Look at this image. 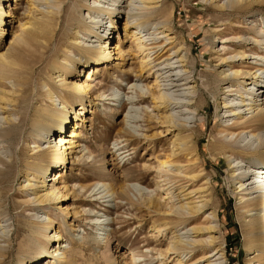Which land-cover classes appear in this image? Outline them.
<instances>
[{"label":"rangeland","instance_id":"374dc122","mask_svg":"<svg viewBox=\"0 0 264 264\" xmlns=\"http://www.w3.org/2000/svg\"><path fill=\"white\" fill-rule=\"evenodd\" d=\"M30 1H2L5 12L1 26L4 32L0 52L5 51L11 37L18 34L21 23L35 14ZM81 3V0H72L66 8L61 9L54 31L56 39L50 44V51L53 48L64 52L68 50L70 56L75 59L80 54L75 47L70 46V36L75 30L82 33L79 22L87 9L81 6ZM162 3L169 12L171 11L168 25L172 28L170 32L173 42L167 43L169 40L158 38L155 39V44L162 43L160 48L163 49L158 50H161L159 55L164 56L177 46H180L181 53L186 54L185 67L189 71L188 75L195 80V103L198 102V108L195 117L193 115L185 126L192 129L193 135L199 140V154L194 163L203 164L204 172L201 181L196 184L202 183L203 176L209 178L210 201L203 211L199 212V217L194 222L191 218L178 221L181 219L180 215L173 211L176 199L167 197L165 188L173 181L175 188L182 184L184 189H190L192 184L188 180L186 182L187 178L182 173H167L162 171L161 167L158 169V162L166 156L169 155L170 159L177 156L170 155L172 129L164 121V109L154 104L149 96L153 89V74L146 68L139 74L141 55L135 48L131 32L123 28L125 15L120 14L114 18V28L111 29L107 42L111 56L88 61L81 55V64H77L73 72L67 75L66 82H86L88 87L87 92L82 94L85 107L82 115L80 113L75 116L74 113L81 108V100L77 98V94L68 97L73 103V108L69 109L70 123L62 133L64 145L53 146L59 133L52 134L50 138L49 145L52 149L57 152L65 149V160L50 166L43 180L44 186L40 189L44 187L47 191L53 185L57 199L47 201L42 208L36 207L29 200L32 197L30 191L20 187L25 171L24 163L33 160L34 153L28 146H32L34 138L23 136L12 145L5 142L3 145H8V148L0 150L2 158L16 163L10 172L0 174V219H6L4 223L12 233L6 244L4 241L0 243L8 249L0 258V264H17L18 244L21 242L35 244L37 249L43 244L48 247L52 245L47 257L25 255V264H38L51 255L58 256L61 250L64 251L66 259L71 260L66 264H174L177 256L167 248L171 233L189 234L186 230L195 223H216L211 234L217 236L215 244L222 247L226 264H255L256 259L243 246L242 231L249 230L251 224L258 221L262 214V211H259L261 206L257 201L251 200L243 206L238 198L244 192H252L246 195V198L258 197L264 188L238 191V178L230 176L228 159L224 155L226 153L230 154V157H237V141L221 152L216 148L218 140L223 141L225 138L218 132L226 118L221 101L225 94V85L231 83L229 78L220 79L218 72L227 68L228 63L232 68L242 70L251 68L252 71L256 67H264V59L248 58L253 56L251 50L264 55L261 47L251 49L250 43H241L247 53L246 59H219L221 56L234 54L241 47L236 38L238 34H252L248 27L251 20L254 19L252 23L256 25L264 26L261 22L264 20V2L243 7L238 12L231 11L228 16L217 14L213 4L205 0H162ZM41 7L45 9L44 5ZM77 10L82 12V16ZM157 19L161 21V18L156 17L154 21ZM234 24H239L240 27ZM59 36L61 38L58 40ZM118 37L119 48L115 49ZM86 39L87 44H91L89 40H95L94 37ZM222 39L225 41L221 42ZM49 53L32 74L27 75L30 77L26 107L29 112L28 121L34 108L48 103L44 92L46 86H54L60 94L67 91L56 81L58 77L55 78L56 74L53 73L56 70L49 67L53 58ZM172 55L173 53L170 56ZM62 56L58 55V58ZM87 75L89 77H86ZM6 85H9L8 80ZM140 87L147 90L141 100ZM259 95L258 103L264 99V93ZM233 97H236L234 101L237 102V94L229 96ZM130 98H138L133 101L136 104H131ZM55 102H59L57 97ZM15 108L13 118L18 120L21 107L17 104ZM175 110L174 117L179 120L182 116L178 109ZM74 124L77 128L73 127ZM36 140L42 143V146L45 145V139ZM239 143L245 142L240 140ZM246 150L249 152L242 154L244 161L255 157V153L250 152L252 148L247 147ZM257 151L264 152V147H259ZM189 157L190 155L180 156L181 164L190 167L193 162H186ZM166 173L171 182L165 185L162 178ZM259 175L264 178V174ZM253 180L261 178L254 177ZM256 184L257 182L253 185ZM109 188L114 192H109ZM177 191L178 188L175 189V192ZM155 192L160 194L162 199H159ZM210 211L216 213V220L207 218L206 215ZM46 214L51 217L49 235L56 230L59 237L46 239L39 236V242H35L36 234L31 235L30 230L35 227L34 221L39 220L40 223L37 216L41 215L45 221ZM99 215L101 229L92 223ZM166 222L168 223L165 224ZM58 242L64 246L62 249L57 248ZM53 249L56 251L50 252ZM189 258V254L183 257L186 264L193 261Z\"/></svg>","mask_w":264,"mask_h":264},{"label":"bare ground","instance_id":"6f19581e","mask_svg":"<svg viewBox=\"0 0 264 264\" xmlns=\"http://www.w3.org/2000/svg\"><path fill=\"white\" fill-rule=\"evenodd\" d=\"M2 1L5 0H0V42L2 41L4 32L1 26L5 12L1 5ZM71 1L31 0L30 6L32 5L33 10L36 11L35 14L32 17H27L21 23L18 34L12 36L6 50L0 52V150L8 148V145H3L5 142L12 145V143L23 136L34 138L32 146H28L29 150L34 153L33 160H27L24 163L25 171L23 173V180L20 182V187L24 188L25 191H30L29 194L32 197L29 200L36 207L42 208L47 201L57 199L58 195H56L57 192H55L53 185L47 191L44 187L40 189L41 186H44L43 180L50 166L56 162L62 163L65 160V149H62L60 152L52 149L49 145L50 138L52 134L57 132L59 134L55 137L56 142H54L53 146L64 145L62 133H64L66 125L70 123L68 122V114L69 109L73 108V103L68 100V97L77 94V98L81 100V108L74 113L75 116H79L80 113L82 115V110L85 109L82 94L87 92L88 87L86 82H66L67 75L73 72L77 64H81V55L84 58L86 57L88 61H97L111 56L110 51H108L107 42L111 29L114 28V18L120 16V14H124L123 28L125 31L131 32L135 48L141 55L138 68L139 74L143 68L149 69L153 74V89L149 92V96L154 104L164 109V121L172 129L170 133H172L173 138L169 142L171 144L170 155L175 154L177 156L171 159L169 155L166 156L164 160L158 162V169L161 167L162 171H167V173L168 171L182 173L187 178L186 182L188 180L192 184V188L190 189H184L185 186L179 184L176 187L178 191L175 192L176 188L173 186L175 182L168 180L169 175L166 173L168 176L165 175L162 180H164L165 185L169 182L171 184L165 188V193L168 195L167 197L176 199L173 211L180 215L181 219H178V221L191 218L194 222L198 219L199 212L203 211V208L210 201L211 193L209 191L211 189H208L210 180L206 176L202 177V183L196 184L197 181H201V175L204 172L203 164L194 163L199 154V140L197 136L193 135L194 131L185 126L186 122L191 121L193 115L195 117L198 108V102L195 103V100H197L195 80L188 75L189 71L185 67L187 64L186 54L185 52L181 53L180 46H177L164 56L159 55L161 50H158L162 48H160L162 43L155 44V39L158 38L169 40L167 43L172 44L173 42L171 40L173 38L172 32H170L172 28L168 25L171 11L167 10L162 0H81L83 1L81 6L87 9L85 16H82V12L77 10V13L82 16V21L79 22V28L82 33L80 34L78 30H75L70 36V46L75 47L80 53L75 59L70 56L68 50L64 52L53 48L50 51V44L56 39L54 31L57 20L60 18L59 13ZM205 1L211 2L210 4H213L216 13L221 16L226 14L228 16L231 14V11L238 12L243 7L246 8L250 5L264 2V0ZM43 5L45 9L40 8ZM155 17L161 18V21H158V19L154 21ZM253 20L248 23L252 34H238L236 36L237 41H239L240 46L241 43H250L252 45L251 47L249 46L251 49L261 47L264 50V26L252 23ZM261 22L264 25V20ZM234 25L240 27L239 24ZM83 36L86 38L94 37L95 40H89L91 44H87V39L82 38ZM60 38L59 36L57 39L59 40ZM222 41L225 40L222 39ZM118 44L119 37L115 43V49L119 48ZM48 52H50L49 55L53 56L49 62V67L52 70H56L53 72L56 74L54 77H58L56 81H59L60 85L67 89V91L60 94L56 92L54 86L49 87L44 84L46 86L44 92L48 103L34 108L30 114V121H28L29 112L26 107L28 105L30 77L27 75H31L33 70L44 61ZM172 53L173 55L170 56ZM251 54L253 56H248V58L264 59V55L256 50H251ZM58 55L63 56L58 58ZM246 56L247 53L241 46L234 54L228 57L221 56L219 59L223 61L237 57L236 60L242 61L246 59ZM226 66L227 68H222L218 72L220 79L229 78L228 81L231 82L225 85V94L221 101V107L226 112V118L223 120V126L218 132L225 138L223 141L218 140L216 148L221 152L222 149L236 144L235 142L237 141V150L235 151L237 157H230V154L226 153L224 155L228 159L230 176H237L238 178L236 181L238 183V191L264 188V186L262 187L264 178L259 175L264 174V152L257 151L259 147H264V99L260 103L257 102L260 96L259 93L261 95L264 93V67H256L251 71V68L245 70L232 68L229 63ZM86 77L89 76L87 75ZM190 77L193 80H190ZM7 80L9 85H6ZM139 91L141 92L139 100H141L143 93L147 90L144 87H140ZM232 92L237 94V102L234 101L236 97L229 98L230 95H234ZM55 97L58 98L59 104H56ZM134 100H138V98H130V103L136 104L133 102ZM17 104L21 107V111H19V119L15 120L13 115L15 114L14 111ZM175 109H178L177 111L182 116L179 120L174 117L173 112L176 111ZM248 114H250L249 120L247 119ZM190 115L192 117H189ZM192 122L195 121L192 120ZM73 127L77 128L75 124ZM39 138L45 139L43 142L45 143L44 146L36 140ZM240 140L245 143L238 144ZM247 147L249 149L252 148L250 152L255 153V157L244 161L242 154L248 151L246 150ZM187 155H190V157L186 159V162H193L190 167L181 164L180 161V156L185 157ZM15 164L12 160L8 162L0 156V174L6 171L10 172ZM254 177L261 178V180L254 181ZM256 182L257 184L253 185ZM110 190L112 188L108 189L109 192H111ZM250 193L252 192L241 194L238 198L239 202L243 203V206H246L250 200L257 201L256 203L261 206L259 211H262V214L261 217L259 216L258 221L253 225L251 224L249 230L242 231L243 246L256 259L255 264H264V190L260 192L258 197L246 198L245 196ZM156 196L162 199L160 194L156 193ZM215 214L214 211H210L206 216L214 220L216 218ZM183 216L185 218H182ZM37 218H40V223L38 222L39 220L34 221L35 227L30 230L31 235L36 234L35 242H39V236L46 237V239L59 237L56 230L49 235L51 230L48 231V228L51 226V217L48 214L45 215V221L43 220L44 218H41V215L37 216ZM100 218L101 215L95 217L92 222L98 229H101ZM5 221L6 219H0V243L4 241L6 244L10 240L9 238L12 233H10L9 226L4 223ZM215 225L216 223H209L208 225H196L195 223L186 230L189 233L186 235L180 232H172L167 248L177 256L174 264H186V260H183V257L187 254H189L190 260L193 259L189 264H226L222 247L215 244L217 236L211 234L215 230ZM47 243L48 240H46ZM34 245L22 242L18 244L17 264H25L24 258L28 254L31 257L37 255L43 258L49 255V249L52 245L48 247L43 244L38 249ZM63 247L62 243L58 242L57 248L62 249ZM7 250L4 245L0 244V258L3 257ZM52 251H56V249L50 250V252ZM63 254L64 251L61 250L58 256L51 255L48 259H43L38 264H48L49 262L52 264H66L70 259H66L67 257Z\"/></svg>","mask_w":264,"mask_h":264}]
</instances>
